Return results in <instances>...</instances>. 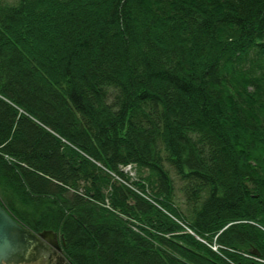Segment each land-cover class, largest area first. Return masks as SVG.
Returning a JSON list of instances; mask_svg holds the SVG:
<instances>
[{
    "label": "trees",
    "instance_id": "obj_1",
    "mask_svg": "<svg viewBox=\"0 0 264 264\" xmlns=\"http://www.w3.org/2000/svg\"><path fill=\"white\" fill-rule=\"evenodd\" d=\"M0 202L71 264H256L264 0H0Z\"/></svg>",
    "mask_w": 264,
    "mask_h": 264
},
{
    "label": "water",
    "instance_id": "obj_2",
    "mask_svg": "<svg viewBox=\"0 0 264 264\" xmlns=\"http://www.w3.org/2000/svg\"><path fill=\"white\" fill-rule=\"evenodd\" d=\"M56 236L52 229L36 231L26 226L0 202V264L35 261L49 253L47 241L53 242Z\"/></svg>",
    "mask_w": 264,
    "mask_h": 264
},
{
    "label": "flooded vegetation",
    "instance_id": "obj_3",
    "mask_svg": "<svg viewBox=\"0 0 264 264\" xmlns=\"http://www.w3.org/2000/svg\"><path fill=\"white\" fill-rule=\"evenodd\" d=\"M52 240L53 242L47 241L49 253L47 255L43 254L40 258L51 259L53 264H71L64 252L63 249L64 241L62 237L59 234H57L56 238L53 237Z\"/></svg>",
    "mask_w": 264,
    "mask_h": 264
},
{
    "label": "built area",
    "instance_id": "obj_4",
    "mask_svg": "<svg viewBox=\"0 0 264 264\" xmlns=\"http://www.w3.org/2000/svg\"><path fill=\"white\" fill-rule=\"evenodd\" d=\"M123 169L125 171H128V173L131 174V175H134V173H135L132 164L124 165ZM211 247L216 250L217 249V244H213ZM244 255L248 256V257H250V258H252V259H254V260L258 261V262L264 263V257L258 256V255L252 254V253H248V252H245Z\"/></svg>",
    "mask_w": 264,
    "mask_h": 264
},
{
    "label": "rangeland",
    "instance_id": "obj_5",
    "mask_svg": "<svg viewBox=\"0 0 264 264\" xmlns=\"http://www.w3.org/2000/svg\"><path fill=\"white\" fill-rule=\"evenodd\" d=\"M18 264H53V263H52L51 259H43V258H40V259H37L35 261H31V262H21V263H18Z\"/></svg>",
    "mask_w": 264,
    "mask_h": 264
},
{
    "label": "bare ground",
    "instance_id": "obj_6",
    "mask_svg": "<svg viewBox=\"0 0 264 264\" xmlns=\"http://www.w3.org/2000/svg\"><path fill=\"white\" fill-rule=\"evenodd\" d=\"M138 171V170H137Z\"/></svg>",
    "mask_w": 264,
    "mask_h": 264
}]
</instances>
